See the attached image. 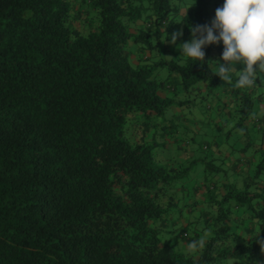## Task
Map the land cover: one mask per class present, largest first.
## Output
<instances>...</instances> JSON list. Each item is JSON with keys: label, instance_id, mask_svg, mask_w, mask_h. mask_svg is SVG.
<instances>
[{"label": "trees", "instance_id": "1", "mask_svg": "<svg viewBox=\"0 0 264 264\" xmlns=\"http://www.w3.org/2000/svg\"><path fill=\"white\" fill-rule=\"evenodd\" d=\"M222 4L0 0V264H214L264 256V122L251 116L252 98L242 90L234 123L222 115L209 126L248 170L242 188L207 192L204 203L215 206L207 225L200 220L191 231L185 222L172 232L180 250L160 236L174 217L170 208L182 205L191 215L198 201L183 193L175 199L179 172L170 167L196 160L155 156L154 132L173 125L161 124L166 109L186 103L157 74L164 67L183 92L225 89L212 61L222 43L205 47L197 63L178 49L190 41L189 27L208 24ZM177 31L183 35L173 44ZM193 240L204 242L197 251L187 248Z\"/></svg>", "mask_w": 264, "mask_h": 264}, {"label": "rangeland", "instance_id": "2", "mask_svg": "<svg viewBox=\"0 0 264 264\" xmlns=\"http://www.w3.org/2000/svg\"><path fill=\"white\" fill-rule=\"evenodd\" d=\"M168 56H171L168 54ZM167 56V57H168ZM174 57V56H173ZM171 57V58H173ZM243 66L237 64L236 68L237 70H240ZM214 70H216V66L214 67ZM169 73H167V70L164 67H161L158 71L157 78H161L164 80V83L167 85H171L175 87V97L178 101L185 100L186 103H184V109L185 111L189 110L192 113L195 111L199 112L202 110V112H208L209 109H214L213 112H209L208 116L210 118H213L216 113V109L213 103V101H220L222 102L221 96H223V93H218L219 91H228L231 92L233 95L237 96L238 100V91H244L247 93L253 101V107L251 111V116H255L257 118L261 117L263 115V121L264 122V73H259L257 76V80L255 83V86L252 88H236L233 85H229L224 83L222 80V86L220 88L225 87V89H218L216 93L213 94H205V90H200V92L196 88H191L186 92L180 91L179 85L177 83H173V79L168 76ZM233 79L235 80V75H233ZM238 90V91H237ZM170 93V92H169ZM171 94V93H170ZM216 104V103H215ZM182 106V105H181ZM175 108L172 106L168 107L166 109V115L164 120L161 121V124H165V120L168 121V123L171 122L173 124L170 127H166L165 131L162 132H154V138L157 143H159L158 147L156 148L155 156L156 158L161 157L162 159L165 158L168 163L175 161L178 156V148L181 150L185 149H190V151L194 154L195 157L197 158H205L204 160H196L191 164H184L183 166H179L176 163H171L170 167H174L177 169L179 172L178 179L175 182V190L177 193L174 195L175 199L181 195V193L184 194L185 198H191L193 199L195 197V191L197 190L200 192V183L204 182V184L209 188V192H215L216 190H219L218 182L221 181V176L216 173L215 167L220 166L219 157L213 160H209L211 148L214 144H218L219 146L222 147H229L231 143H226V142H221L219 136L217 133L212 131L211 128L206 129V130H199L197 132H194L193 129H185L184 127V122L181 119L178 112L175 110L174 115L171 114V111H173ZM170 114H168V112ZM183 110V112H185ZM232 115V113H231ZM261 119V118H260ZM233 120H236V115ZM159 122L160 119H157ZM232 121V120H231ZM192 122V121H189ZM229 122V121H228ZM149 126V133H152V126L150 122L147 124ZM263 128H264V123H263ZM246 129L248 130V133H252L253 127L247 126ZM165 132V133H164ZM236 132H240L235 130ZM234 132L229 136L230 142L234 141L236 136ZM135 133V132H134ZM259 134H257L258 136ZM151 134L149 135L148 141H150ZM206 146V148H205ZM234 146V145H233ZM237 158L238 154L237 152L234 153ZM259 158V157H258ZM257 158V159H258ZM184 163V162H183ZM215 165L213 168L211 167ZM214 175H216V178H212ZM264 177V171L261 174L260 178L262 179ZM231 177H228L230 181ZM219 180V181H218ZM232 180V178H231ZM218 181V182H216ZM223 181V180H222ZM221 181V182H222ZM211 184H214V187H210ZM178 187V188H177ZM183 189V190H181ZM202 190V189H201ZM178 194V195H177ZM222 191L220 189V195L222 196ZM208 199V194L207 197ZM229 202H233L232 200ZM181 209L179 210L178 208H170L169 209V214L173 215L174 217H180L183 219V223L189 222L188 226H174L171 225V223H168L170 221V218L173 220L175 219L174 217H170L168 222H166L165 228L163 230H168V231H162L160 234L161 238L163 240H168L173 245L174 250H180L181 249V244L182 242H177V239H175V233L178 232L180 229L183 227H186V229L194 231L196 228H200L202 226L200 222V216L197 214L195 215H187L186 209L184 206L180 205ZM175 221V220H174ZM199 223V224H198ZM198 224V226H197ZM173 231L174 234L172 233ZM258 259H255V261L251 260L250 261H239V260H233L231 258L223 259L221 261H218L214 264H257Z\"/></svg>", "mask_w": 264, "mask_h": 264}, {"label": "clouds", "instance_id": "3", "mask_svg": "<svg viewBox=\"0 0 264 264\" xmlns=\"http://www.w3.org/2000/svg\"><path fill=\"white\" fill-rule=\"evenodd\" d=\"M189 32L190 41L178 47L180 56L194 63L204 62L205 47L222 43L219 60L212 61L216 64L213 74L224 83L252 88L258 74L264 73V0H223L208 24L189 27ZM182 35V31L172 33L170 42L175 44ZM237 64L243 67L237 70ZM203 243L193 240L187 248L197 251ZM260 250L264 253V241H260Z\"/></svg>", "mask_w": 264, "mask_h": 264}, {"label": "crops", "instance_id": "4", "mask_svg": "<svg viewBox=\"0 0 264 264\" xmlns=\"http://www.w3.org/2000/svg\"><path fill=\"white\" fill-rule=\"evenodd\" d=\"M173 76V74H171ZM174 79V77H172ZM246 89V88H244ZM218 93H223V96H221V99H222V102L220 101H213L212 104H214L215 106V109H216V113H215V116L213 118H210L208 116L209 112H213L214 109H209L208 112H202V110H200L199 112L195 111L194 113H192L191 111L187 110L185 111L186 109L184 108V106L186 105H178V104H175V105H172L173 108H175L173 111H171V114L174 115L175 113V110L178 112L179 115L177 116H180L181 119L183 120L184 122V127L185 129L189 130V129H193L194 132H197L199 130H206V129H209V126L215 122H218V121H221V116L223 115H226L230 121L229 122H232L234 123V120L233 118H235V110L237 108V96L236 95H233L231 92H228V91H219ZM174 100H177V99H174ZM216 103V104H215ZM185 109V110H184ZM183 110L185 112H183ZM232 113V115H231ZM168 114H170V112H168ZM232 120V121H231ZM189 121H192V122H189ZM189 128V129H188ZM206 148V146H205ZM256 148V147H255ZM231 147H222V146H219L218 144H214L211 148V151L210 152V156H209V160L212 159H217L218 157L222 159L223 162H220V166L218 167H221L223 170H219L218 172H216L218 175L221 176V181H216L218 182V186H219V190H216L215 192L213 193H217L218 195L220 194V189L222 191V194L225 192V186H228V184H233L234 187H236V189H241L242 188V176L244 175L245 172H247L248 170L246 169H241V163L237 161V158L236 155L234 154H231ZM178 158L179 159H184V160H204L205 158H197L194 156V154L190 151V149H185L184 150H181L180 148H178ZM239 155H243L242 153H239ZM244 157V156H242ZM253 157V160L255 159L256 157V152L252 154L251 158ZM160 160L162 163L164 162H168L165 160V158H161L160 157ZM220 161V160H219ZM248 168V167H247ZM217 176L214 175L212 178H216ZM228 177H231L230 178V181L228 179ZM210 187H214V184H211ZM229 187V186H228ZM202 189V190H201ZM209 190V188H207V186L204 184V182H201L200 183V192H198L197 190L195 191V197L194 199L197 200V204L196 206L194 207L197 211V213L195 212H191L190 210V213H192L191 215H195L197 216V214L200 216V220L203 222V224L207 225L208 222L207 219H208V216H209V210L210 208L211 209H215V206L214 205H210V207H208L204 201L206 200L205 196H207V191ZM205 205L208 209V211L205 213L206 215L204 216H201L202 214V209L203 210L205 209ZM189 211V210H188ZM201 214V215H200ZM209 221V220H208ZM250 223L254 224L253 222L254 221H249ZM183 223V219L178 217L177 219H175L174 221V226H178V225H182ZM203 226V225H202ZM253 261V259H252ZM255 261V260H254ZM264 263V256L262 255V258H258V261H257V264H262Z\"/></svg>", "mask_w": 264, "mask_h": 264}]
</instances>
